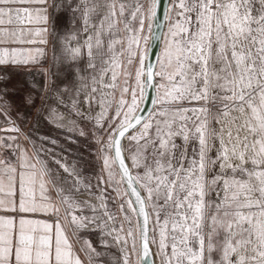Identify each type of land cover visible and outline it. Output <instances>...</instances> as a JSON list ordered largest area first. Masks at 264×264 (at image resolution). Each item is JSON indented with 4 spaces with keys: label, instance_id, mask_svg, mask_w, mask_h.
<instances>
[{
    "label": "snow or ice",
    "instance_id": "6c2138e0",
    "mask_svg": "<svg viewBox=\"0 0 264 264\" xmlns=\"http://www.w3.org/2000/svg\"><path fill=\"white\" fill-rule=\"evenodd\" d=\"M0 264H264V0H0Z\"/></svg>",
    "mask_w": 264,
    "mask_h": 264
},
{
    "label": "rangeland",
    "instance_id": "374dc122",
    "mask_svg": "<svg viewBox=\"0 0 264 264\" xmlns=\"http://www.w3.org/2000/svg\"><path fill=\"white\" fill-rule=\"evenodd\" d=\"M46 130V129H45Z\"/></svg>",
    "mask_w": 264,
    "mask_h": 264
}]
</instances>
